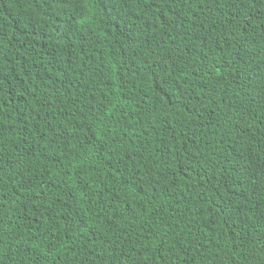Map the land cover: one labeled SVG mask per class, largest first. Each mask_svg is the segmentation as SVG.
Listing matches in <instances>:
<instances>
[{
	"label": "trees",
	"instance_id": "16d2710c",
	"mask_svg": "<svg viewBox=\"0 0 264 264\" xmlns=\"http://www.w3.org/2000/svg\"><path fill=\"white\" fill-rule=\"evenodd\" d=\"M0 264H264V0H0Z\"/></svg>",
	"mask_w": 264,
	"mask_h": 264
}]
</instances>
